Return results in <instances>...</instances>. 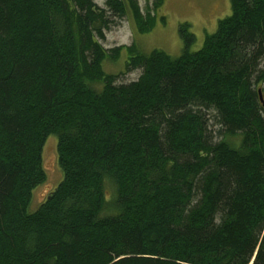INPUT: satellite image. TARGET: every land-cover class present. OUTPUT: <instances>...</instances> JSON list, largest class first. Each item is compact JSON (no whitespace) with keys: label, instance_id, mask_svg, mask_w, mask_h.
<instances>
[{"label":"trees","instance_id":"obj_1","mask_svg":"<svg viewBox=\"0 0 264 264\" xmlns=\"http://www.w3.org/2000/svg\"><path fill=\"white\" fill-rule=\"evenodd\" d=\"M230 3L175 57L104 46L155 28L138 0H0V264H264V0ZM51 135L63 180L31 211Z\"/></svg>","mask_w":264,"mask_h":264},{"label":"rangeland","instance_id":"obj_2","mask_svg":"<svg viewBox=\"0 0 264 264\" xmlns=\"http://www.w3.org/2000/svg\"><path fill=\"white\" fill-rule=\"evenodd\" d=\"M94 1L100 7H105L107 0ZM153 2L154 0H138L143 14L157 13V23L151 32L138 33L131 16H125L106 32L104 46L112 49L117 46L128 47L136 43L138 49L144 53L161 49L176 57L184 49L180 34V26L183 23L191 25L190 30L196 36L192 50L196 51L203 46L206 34H212L217 30L219 20L231 14L230 0H165L164 5L157 11L153 10ZM127 60V52L124 50L116 62H105L104 69L109 73L117 74L118 83L132 82L140 77L141 70H126ZM57 145L58 137L51 135L43 152L47 180L35 189L30 206L31 211L38 209L46 195L63 180L64 174L58 163Z\"/></svg>","mask_w":264,"mask_h":264},{"label":"water","instance_id":"obj_3","mask_svg":"<svg viewBox=\"0 0 264 264\" xmlns=\"http://www.w3.org/2000/svg\"><path fill=\"white\" fill-rule=\"evenodd\" d=\"M260 99H263L262 97V90H259Z\"/></svg>","mask_w":264,"mask_h":264},{"label":"bare ground","instance_id":"obj_4","mask_svg":"<svg viewBox=\"0 0 264 264\" xmlns=\"http://www.w3.org/2000/svg\"><path fill=\"white\" fill-rule=\"evenodd\" d=\"M262 96H263V97H262L263 99H261V101H263V100H264V93H263V92H262Z\"/></svg>","mask_w":264,"mask_h":264}]
</instances>
